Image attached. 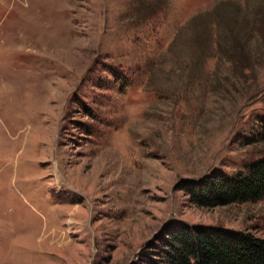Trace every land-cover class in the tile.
<instances>
[{"label": "rangeland", "instance_id": "1", "mask_svg": "<svg viewBox=\"0 0 264 264\" xmlns=\"http://www.w3.org/2000/svg\"><path fill=\"white\" fill-rule=\"evenodd\" d=\"M264 0H0V264H135L170 222L264 238V197L180 189L264 156Z\"/></svg>", "mask_w": 264, "mask_h": 264}, {"label": "trees", "instance_id": "2", "mask_svg": "<svg viewBox=\"0 0 264 264\" xmlns=\"http://www.w3.org/2000/svg\"><path fill=\"white\" fill-rule=\"evenodd\" d=\"M260 128L264 136V119ZM180 189L197 208L256 202L264 197V156L234 174L214 169L200 179L182 181ZM135 264H264V238L173 221L143 248Z\"/></svg>", "mask_w": 264, "mask_h": 264}]
</instances>
